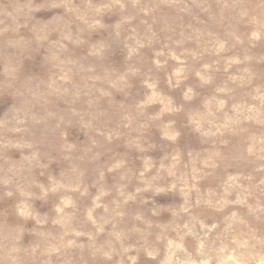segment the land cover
I'll list each match as a JSON object with an SVG mask.
<instances>
[{"label": "rangeland", "instance_id": "obj_1", "mask_svg": "<svg viewBox=\"0 0 264 264\" xmlns=\"http://www.w3.org/2000/svg\"><path fill=\"white\" fill-rule=\"evenodd\" d=\"M0 264H264V0H0Z\"/></svg>", "mask_w": 264, "mask_h": 264}]
</instances>
